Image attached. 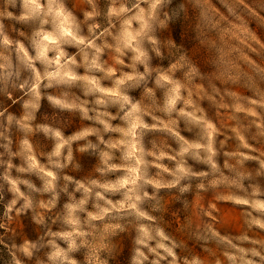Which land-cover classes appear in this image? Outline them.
Wrapping results in <instances>:
<instances>
[{
  "label": "rangeland",
  "instance_id": "374dc122",
  "mask_svg": "<svg viewBox=\"0 0 264 264\" xmlns=\"http://www.w3.org/2000/svg\"><path fill=\"white\" fill-rule=\"evenodd\" d=\"M0 192L6 264H264V0H0Z\"/></svg>",
  "mask_w": 264,
  "mask_h": 264
},
{
  "label": "trees",
  "instance_id": "16d2710c",
  "mask_svg": "<svg viewBox=\"0 0 264 264\" xmlns=\"http://www.w3.org/2000/svg\"><path fill=\"white\" fill-rule=\"evenodd\" d=\"M2 208H3V203L1 201V192H0V235L3 234V228H2V219H1V215H2ZM2 239L0 236V264H6L5 262L8 259V252H7V248L1 243Z\"/></svg>",
  "mask_w": 264,
  "mask_h": 264
},
{
  "label": "clouds",
  "instance_id": "9594fccd",
  "mask_svg": "<svg viewBox=\"0 0 264 264\" xmlns=\"http://www.w3.org/2000/svg\"><path fill=\"white\" fill-rule=\"evenodd\" d=\"M169 2H171V0H169ZM184 7H185L184 3H179L176 5V8L179 10V14H183ZM233 15L236 16V19L240 18L236 11H233ZM49 99L51 100L52 98L49 97ZM56 103H59V101H56ZM261 226L264 227V225H261ZM254 255L259 256L260 253L257 252V253H254ZM261 260H264V257H261ZM247 264H252V261H248Z\"/></svg>",
  "mask_w": 264,
  "mask_h": 264
}]
</instances>
